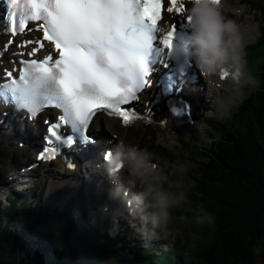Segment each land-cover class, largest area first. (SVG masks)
<instances>
[{"label": "trees", "instance_id": "1", "mask_svg": "<svg viewBox=\"0 0 264 264\" xmlns=\"http://www.w3.org/2000/svg\"><path fill=\"white\" fill-rule=\"evenodd\" d=\"M253 54L256 57L252 62L247 59L246 66L259 70L254 88L243 89L246 94L228 121H211L223 134L222 140L214 142L218 152L197 149L194 158L201 166L195 167L196 172L213 177L211 183L219 191L203 198L210 202L209 208L214 207L211 214L217 228L212 236L191 247L189 231L194 230L175 220L178 238L184 236V242L177 243V252L174 248L170 253L161 250L154 254L136 247L134 254L128 244L118 246L127 236L112 238L91 227L72 202L64 208L50 207L43 192L35 191L30 196L11 195L6 206L0 205V264H264V63ZM184 148L190 147L180 149ZM190 176L197 185L198 174ZM188 197L192 201L187 206L203 203L199 196ZM178 213L172 212L174 217ZM122 255L128 263L121 260Z\"/></svg>", "mask_w": 264, "mask_h": 264}, {"label": "snow or ice", "instance_id": "2", "mask_svg": "<svg viewBox=\"0 0 264 264\" xmlns=\"http://www.w3.org/2000/svg\"><path fill=\"white\" fill-rule=\"evenodd\" d=\"M169 3L173 5L167 8L169 13L183 11L179 0ZM161 7L162 0H25L18 21L6 18L7 31L16 35L25 20L41 21L43 40L50 42L49 52L54 46L58 58L46 53L43 59L21 60L16 77L15 68L0 70V89L30 113L42 104H54L63 112L61 122L73 130L79 127L83 132L96 108L110 109L109 114L130 124L131 117L119 105L136 99V90L153 70L151 33L160 30ZM171 29L161 41L168 49L174 24ZM35 44L44 47L40 40ZM36 51L33 47L28 55ZM57 127L48 128L46 140H60Z\"/></svg>", "mask_w": 264, "mask_h": 264}, {"label": "clouds", "instance_id": "3", "mask_svg": "<svg viewBox=\"0 0 264 264\" xmlns=\"http://www.w3.org/2000/svg\"><path fill=\"white\" fill-rule=\"evenodd\" d=\"M186 3L185 18L190 29L188 54L205 83L214 84L223 77L226 86L237 96L241 88L254 86L255 80L245 70L240 26L225 13L220 0H186ZM186 51L169 49L181 71L185 68L181 57ZM99 168L113 186L114 196L121 200L118 217L131 227L138 222L148 235L174 236V221L179 220L181 225L196 229L189 231L191 247L199 240L198 230L215 227L214 216L202 205L193 210L190 221L184 215L173 216V210L184 205L187 198L182 191L174 194L166 190L167 177L148 150L119 140L106 151Z\"/></svg>", "mask_w": 264, "mask_h": 264}, {"label": "rangeland", "instance_id": "4", "mask_svg": "<svg viewBox=\"0 0 264 264\" xmlns=\"http://www.w3.org/2000/svg\"><path fill=\"white\" fill-rule=\"evenodd\" d=\"M233 1V0H232ZM242 5H244L246 8L245 12L247 17H249V19L251 20L253 26H255L257 29L259 28V31L256 35V38H252L247 40V38H244V51H245V59H250L252 62V59H254L256 57V55H254L253 53H257L259 56V62H261L260 64L264 63V48L263 47H256V48H251V47H247L248 45H253L257 42V40L259 38H261L262 34L260 31V26L263 24L262 22V10L260 7H262L264 9V0H243L242 1ZM260 5V6H259ZM227 15L232 19V15L227 13ZM251 56H248L250 55ZM247 61V60H245ZM251 76L255 79L258 78V73L259 70L256 69L254 66H252L251 64H249L248 67ZM202 81L203 84L205 86V93H204V98H203V106L202 108H199L197 112V114H195L194 117H198L197 119H199L201 121V125H200V132H201V137H197V142L195 144H191L192 147L198 148V146H201L202 148H200L204 153H206V149H215V152L217 153V147H212L211 143L213 141L219 140L221 138H223V134L217 132L214 128L209 127V125L206 122V118L207 116H213L216 117L220 120H226L228 119L231 114L234 112V110L236 109V107L238 106V101H239V96H237L236 94H234L233 92H229V90H227L228 92V96H225L222 99V103L221 101H215L216 96H217V91L210 89L209 88V84L205 83L203 77H202ZM256 84V83H255ZM248 87V86H247ZM254 88V86H252ZM232 93V94H231ZM245 94H243L244 97ZM215 98V99H214ZM215 101V102H214ZM233 103V108H227L229 104ZM226 124V123H225ZM228 124L225 125L226 129H228ZM222 128V127H220ZM223 130V129H222ZM208 133H211L213 135V139L209 138ZM0 134H3L0 131ZM130 134V143L131 144H135L139 147H146V150H148L149 152L152 153L153 157H154V162L158 165H160V169L165 173L166 177H167V183L165 185V188L167 186L173 187L176 189L175 193H178L180 191H182L184 193V195L187 198V202L182 205L179 209H175L177 212H179L178 214L180 215H184L186 218H188L189 220L191 219V216L193 214V210L196 208H193V206L198 207V203L197 204H191L189 206H187V203L191 201L188 199L189 195H192L191 198H198L199 196V201H202L203 203L201 204L202 206L206 205L207 207L209 206L208 204H210V202L208 201H204L203 198H207V196L209 195V197H213L216 194H219L218 189H216L215 186L212 185L211 181L213 179V177H211V179H208L207 177H205L203 175V171H199L196 172L195 167L198 169L199 166V162L196 160H190V156L189 158L186 157V153L189 152L191 149L189 148H184L183 150H180V146H182L181 144H188L189 142L187 139L185 140H180L178 137H170L169 135L164 136L162 134H159L158 131L155 128H151L150 126H144L142 124L133 126L129 128V133ZM230 135V134H228ZM3 138V143L1 145V149H2V156L0 157V203L3 205H7L8 201H7V196L10 192H15L20 191L21 189L23 190L22 194L20 196H23L24 194L26 196H30L32 194V191L35 190H40L43 191L45 196L44 199L47 202V204L49 206L55 207L54 204L60 205V202H54L56 200L55 199V193L53 191H48L47 188L45 187V180L43 179V171H39L37 174L35 173H29L28 178H23L20 181V185L18 183H15L14 185H8L9 181L14 180L17 182V180L19 179V175L21 173L20 170H25L26 171V167L29 165V163L31 161H33L34 159V155L33 153H31V159L29 158L28 160L25 159V154L24 152H26V148L23 149V151L21 150V148H19L17 146V138L16 137H12L11 140L9 139H4L5 137H0V139ZM185 141V142H184ZM159 144V145H157ZM183 144V145H184ZM162 145H165L162 146ZM166 148L169 151L172 152V150H175V153H172V156L169 155L168 152L163 151L162 148ZM185 154L184 156H181L180 154ZM159 157V158H158ZM198 165V166H197ZM23 174V173H22ZM33 174V176H32ZM173 174H175V176H173ZM196 175L198 174L199 179L197 180V185L194 184L193 178H191L190 175ZM12 175V177L10 178V176ZM34 175L36 176V178H34ZM179 175H182L185 177V179H183L182 177H179ZM25 180V181H24ZM35 180V181H34ZM35 182V183H34ZM11 186V187H10ZM85 192L82 193V195H87L88 192H90L91 190H84ZM174 193V194H175ZM199 194V195H198ZM10 195V194H9ZM74 196L70 197L71 200L74 201L77 209H81V205L78 203V200L76 201V197L73 198ZM70 198L68 199H63L61 202H66L68 201ZM87 201H90L88 203H86L85 205L87 207H89L90 209L93 210H97L99 211V209L101 208V206L103 205V202H98L97 199H91L88 198ZM98 205V206H95ZM81 206V207H80ZM94 206V207H93ZM209 208V207H208ZM206 211H208L209 213H211L212 211H214V207H210L209 209H207ZM100 212V211H99ZM94 215L93 217H96L99 213H93ZM101 214V212H100ZM102 215V214H101ZM91 218V217H90ZM103 220V219H102ZM90 225H92V227L94 229L97 230H101V231H105L106 229H109V231L111 230V236H116L118 233H123V236H134V231L136 232L137 230L134 229L133 231H129L127 232L126 230H124V224L121 225H117V223H113V221L110 219L108 221L107 224H103L99 221L94 220L93 223H91L90 221ZM115 225V227H113ZM180 228V227H179ZM217 225H216V219H215V227L212 229L207 228L206 226L203 229L198 230V235H199V240L205 238L206 236H212L214 234V232H216ZM184 229V228H182ZM194 231H196V229H193ZM123 231H126L128 234H124ZM141 235L142 236H147V233L144 232L143 230H140ZM122 235H120V237H123ZM203 236V237H201ZM156 237V238H155ZM154 241H160V240H165L164 243H166L164 251H172L175 248L174 252H177V243L179 240H183L184 242V236L183 235H179L178 238V234H175L174 236L169 235L167 237L164 236H154V238H152ZM198 240V241H199ZM182 243V242H181ZM130 244V243H128ZM168 244H173L174 247H169L168 248ZM169 245V246H170ZM133 245L131 244V247ZM179 246V245H178ZM134 247V246H133ZM143 247H145L143 245ZM181 247V246H179ZM145 251L147 252H151L154 253L156 251H152L149 250L148 247L144 248ZM134 251V250H133ZM125 252V251H123ZM136 250L134 251L135 254ZM170 253V252H169ZM123 254V253H122ZM154 254H158V253H154ZM188 254V252L186 253V255ZM128 256V255H127ZM206 257H208V254L206 255ZM172 258H174V255L170 256V259L172 260ZM175 259V258H174ZM121 260L124 263H128L127 261V257L122 255ZM126 260V261H125Z\"/></svg>", "mask_w": 264, "mask_h": 264}, {"label": "bare ground", "instance_id": "5", "mask_svg": "<svg viewBox=\"0 0 264 264\" xmlns=\"http://www.w3.org/2000/svg\"><path fill=\"white\" fill-rule=\"evenodd\" d=\"M243 0H224V3L222 4V7L224 8L225 12H232V19L240 26V31H241V36L242 39L247 38V40L256 38V35L258 33V29L253 26L251 20L249 17L245 16V6L242 5ZM3 35H4V29H0V47L3 45ZM0 63V70L4 69H10V64L5 60H1ZM209 88L216 90L217 91V98L215 101H221L225 96H228L227 90L229 92H233L231 89H229L226 86V83L224 80L221 78H218L214 84H209ZM198 90L196 89L194 91V99H195V106L192 107L194 110L195 114H197L196 111L199 110L201 107L202 103V98L201 96H198L200 92H197ZM232 94V93H231ZM227 108H233V103L229 104ZM51 111L47 112V115H50ZM167 112L165 110H160L157 115H154V120L156 122V128L158 129L160 134L163 135H170L171 137L175 136V131L177 130V127L172 123V120L168 118ZM198 117H193L192 118V124L190 126V135H196L197 137H201V132H200V123L201 121L197 119ZM15 119L10 118L7 122L0 118V131L3 134H0V137L8 138V140L12 137H16L18 140L16 141L21 142V141H26L28 145H26L23 149L26 148L25 158L29 159L30 154L33 149L37 147V145L40 143L39 141V136L40 133H35L31 132L29 129L30 127L26 128L25 130L22 128L23 125H21L20 129H18V126L15 124ZM96 122H102L106 133L110 134V137H116L117 140H124L127 143H130V134L129 133V127H125L124 129L122 128L120 122L116 119H108L105 117H101V115H98L96 118ZM137 125V124H136ZM36 126H38L37 130L41 131L43 129V126L41 123L37 122ZM110 140V138H109ZM146 149V147H141ZM95 153V151H88L82 152V156H87L88 160H90L91 156ZM155 163V162H154ZM156 164V163H155ZM158 167L160 165L156 164ZM43 170L46 172L45 176V187L47 188L48 191H53L55 193V199L56 201L66 199L67 197L70 198L72 196H75L76 199L78 200V203L82 207H87L85 204L90 202L87 201L88 198L91 199H97L98 202H104V204L108 203L107 208H100L99 211L103 216L107 214H115L117 209L120 207V198L118 197H111L109 198V195H114L113 194V186L111 185L110 187L108 186L107 192H109L108 197H105L102 193L101 187H104L103 184L97 183L98 179L96 178H91L92 173L90 177H81L84 167L83 165L80 167L81 170H76L72 172L71 170L66 169V165L60 162L59 159H57L55 162L51 164L44 163L42 164ZM89 167V168H88ZM87 169H91L90 165L87 166ZM23 174H20L19 178L22 180ZM89 181H88V180ZM60 180V181H57ZM99 186V187H98ZM97 187V193L95 195V190ZM91 190L90 192L87 193V195H82L84 190ZM102 192V193H101ZM95 206H98L95 204ZM94 207V206H93ZM92 213V212H91ZM98 217V216H96ZM100 218V217H99Z\"/></svg>", "mask_w": 264, "mask_h": 264}, {"label": "water", "instance_id": "6", "mask_svg": "<svg viewBox=\"0 0 264 264\" xmlns=\"http://www.w3.org/2000/svg\"><path fill=\"white\" fill-rule=\"evenodd\" d=\"M186 131H187L186 129H185V131H182V133H181V134H182V136H187V133H186Z\"/></svg>", "mask_w": 264, "mask_h": 264}]
</instances>
